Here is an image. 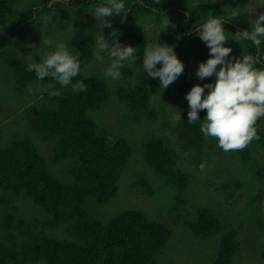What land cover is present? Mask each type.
Returning <instances> with one entry per match:
<instances>
[{"label":"trees","instance_id":"obj_1","mask_svg":"<svg viewBox=\"0 0 264 264\" xmlns=\"http://www.w3.org/2000/svg\"><path fill=\"white\" fill-rule=\"evenodd\" d=\"M96 1L41 0V3L43 7L57 8L66 4L88 7ZM124 3L129 11L126 19L131 21L152 14H156L159 21L165 16L173 18L181 43L197 64L209 58V49L196 33V28L209 17L225 20V34L232 38H236L237 31L251 30V20L257 18L256 12L249 16L254 0H206L182 7L166 6L159 0H124ZM236 7L240 8L241 14L233 18L230 8ZM10 12L9 1L0 0V26L7 22ZM36 12L30 10L22 15L14 23L12 35L31 24ZM148 43L143 32L126 37L124 45L136 48L135 63L141 68L139 84L136 87L118 85L115 89L114 97L125 102L137 114L136 119L143 112L148 113L151 86L159 82L158 78H150L143 68V51ZM245 43L247 55L259 59L256 67L264 68V38L259 49L251 41ZM95 48L96 39L91 35L79 41L73 54L79 53L81 68L95 56ZM28 64L10 61L20 92L38 81L54 84L55 88H49L44 94L48 106L29 107L33 136L13 139L9 146L0 148V223L5 233L0 237V264H36L40 260L47 264H159L158 257L173 235L169 227L152 221L136 209L126 210L103 223L95 212V216L89 214L86 206L88 199L95 205H105L119 196L121 177L129 170L133 158L131 141L113 134L111 126L98 115L112 101L110 84L99 75L83 76L79 73L73 83L82 81L87 90L75 92L71 86L61 87L50 77L38 80L34 72L27 70ZM157 67H160L159 63ZM196 70L192 66L184 70V79L178 90L184 99L193 85H203L197 82ZM128 71L125 67L124 73ZM53 91H59L60 95H52ZM207 91L205 89V94ZM188 111L185 99L178 120L180 136L188 147L200 152L205 147V135L200 132V126L206 112L200 110L198 116L201 119L189 123ZM262 122L263 118L256 125L259 139L243 150H234L246 168L250 183L237 223L229 226L209 207L199 208L196 218L185 222L196 238L208 241L217 236L207 264H239L241 259L250 257L247 254L250 245L254 251L255 241L244 240L239 235L248 227L250 233H257L259 218L254 217L253 205L261 203L264 193L255 172L253 156L256 152L264 153ZM34 136L44 143H55L56 162L71 163L66 180L50 172L48 159ZM144 160L168 185L179 191L190 185V175L177 168L174 150L163 139H151L145 143ZM143 185L146 186L144 182ZM145 188L151 194L150 185ZM23 203L39 207L44 213L39 215L42 219L28 221ZM65 225L71 233L70 240L47 235L49 230ZM261 246L259 264H264V244Z\"/></svg>","mask_w":264,"mask_h":264},{"label":"rangeland","instance_id":"obj_2","mask_svg":"<svg viewBox=\"0 0 264 264\" xmlns=\"http://www.w3.org/2000/svg\"><path fill=\"white\" fill-rule=\"evenodd\" d=\"M8 1L11 4V12L8 14L7 22L0 26V148L9 146L13 139L32 137L34 132L30 127L29 107L48 106L44 94L48 92L49 88L44 92L39 89L41 86L47 87L49 84L38 81L20 92L14 70L10 65L11 60L30 63V56L39 62L43 52L54 50L43 44L44 39L68 42L70 51L73 52L79 41L86 35H91L97 40L103 34L111 44L112 38L109 33L116 30L118 32L117 39L121 45H124L127 36L143 32L148 38V46L156 42L172 46L178 59L184 64V70L189 66L198 69L199 64L187 53L185 44L180 41L173 18L165 16L159 21L156 14H152L141 16L136 21L127 18L126 22L122 24V14H113L111 17L105 18L112 24V27L108 28L102 27L103 21L97 20L92 15L95 7L102 3L100 0L88 7L66 4L57 8L51 5L43 7L41 0ZM159 1L160 4L166 6L174 4L182 7L206 0ZM254 9L257 17L264 13V0H254L252 11ZM30 10L37 11L33 16L32 23L12 35L14 23ZM227 36L229 39L224 46L232 49L229 58H242L243 55H247L245 41L238 42L235 40L236 38ZM104 56L103 61H96L94 56L84 64L80 73L83 76L99 75L106 83L110 84V99L112 98V101L107 107L102 108L98 115L111 126L113 134L123 136L131 141L133 158L129 163V170L121 177L119 196L105 205H95L91 199H88L86 206L89 214L94 215L95 212L98 220L105 223L126 210H139L152 221L166 225L173 232L172 238L158 257L159 264H207L214 250L216 242L214 237L217 236L208 241L196 238L187 228L185 222L193 221L199 208L209 207L229 226L235 225L237 215L247 200L246 190L250 185L246 168L239 161L234 150L223 151L218 147L215 138L205 136V147L200 152L188 147L181 138L178 129V114L180 116L185 99L178 93V90L184 79V71L166 89L160 88V82L151 86L152 94L148 113L143 112L141 117L136 119L137 114L125 102L114 96L118 85L136 87L139 84L140 66L136 63L126 64L121 69L122 79L112 80L104 75L110 63L107 53ZM125 67L130 72L124 73ZM196 79L203 85L215 82V76L204 80H200L198 77ZM262 124L264 127V118ZM156 138L163 139L174 150L177 168L190 175V185L184 191H179L176 187L168 185L146 164L144 160L145 143ZM34 139L48 159L46 161L50 172L66 180L67 170L71 163H58L54 160V142L44 143L35 136ZM253 163L258 175V182L264 193V153L256 152L253 156ZM143 182L146 186L150 185L151 194L147 192ZM23 205L28 221L42 219L39 215L43 211L39 207L30 203H23ZM253 207L255 209L254 217L259 218L256 227L257 233H250V227H248L245 233L239 236L244 237V240L250 238L251 241H255L254 251L250 245L247 251L250 257L241 259L239 264H259L261 260V245L264 244V197L261 203L253 205ZM5 212L8 213L6 210ZM19 215L23 214L20 212ZM4 234L0 223V237H4ZM14 234L16 235L17 231ZM47 235L70 240L71 233L68 230V225H65L55 230H49ZM36 264L47 263L40 260Z\"/></svg>","mask_w":264,"mask_h":264},{"label":"clouds","instance_id":"obj_3","mask_svg":"<svg viewBox=\"0 0 264 264\" xmlns=\"http://www.w3.org/2000/svg\"><path fill=\"white\" fill-rule=\"evenodd\" d=\"M254 12L255 9L249 16L251 17ZM128 13L124 0H102V3L95 7L92 15L97 20L103 21L102 27L111 28V21L105 19L106 17L123 14L121 16L123 24ZM230 14L233 18L239 17L240 8H230ZM225 22L220 18L209 17L196 28L198 37L209 49V58L199 63L195 75L200 80L215 76V82L202 86L193 85L185 94V99L189 107L187 113L189 123L200 120L198 112L204 110L206 115L200 126V132L206 137L215 138L218 147L228 152L243 150L253 140L259 139L256 125L264 118V68L256 67L259 59L251 54L243 55L242 58H229L232 49L224 46L229 39L225 34ZM262 22H264V13L251 20V30L237 31L235 40L251 41L259 49L264 38ZM109 35L112 38L111 44L103 34L97 38L95 60L103 61L104 54L107 53L110 63L104 75L112 80H120L121 69L126 64L135 63L136 48L121 45L116 30ZM43 44L54 50L43 52L39 62L30 56L27 70L34 72L38 80L50 77L61 87L71 86L72 91L75 92L86 91L87 85L82 81L73 83L81 69L79 53L73 54L68 42L44 39ZM158 63L161 65L159 68ZM143 68L150 78H158L161 89H166L183 73L184 64L178 59L172 46L156 42L144 48ZM48 88H55V85L41 86L39 90L44 92ZM205 89L208 90L206 94ZM51 94L60 95L59 91H53Z\"/></svg>","mask_w":264,"mask_h":264}]
</instances>
